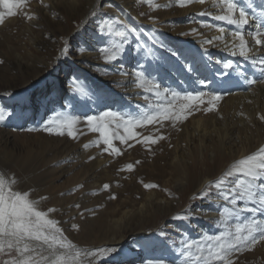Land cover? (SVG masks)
<instances>
[{
    "label": "rangeland",
    "instance_id": "obj_1",
    "mask_svg": "<svg viewBox=\"0 0 264 264\" xmlns=\"http://www.w3.org/2000/svg\"><path fill=\"white\" fill-rule=\"evenodd\" d=\"M46 1L26 0L22 7L16 9L15 16H6L5 22L0 24V61H3L0 63V86L12 83L13 87L9 93L14 91L9 102L0 101V110H3L5 115V120L0 122V135L7 139V148L14 155L11 160L17 176L9 175L6 182L17 181L18 188H14V185L13 188L29 191L32 199L40 200L41 210L56 208L57 211L49 214V217L58 222H65L67 231L71 233L69 240L74 241L78 248L116 249L106 258L103 254H98L102 257L99 260L93 256H82L79 264H96L100 260L101 264H149L157 259H163L166 264H186V258L180 255L185 250L186 243L192 244L191 251L198 254L196 245L205 243L206 235H216L222 230H227V226L220 222L221 218L215 219L203 214L205 209L211 207L219 212L222 201L224 209L235 210L240 205L241 201H237L236 207L231 205L215 191L207 198L193 199L194 194L198 193L191 188L194 181L205 178L208 173H212V178H207L205 185L215 181L231 168V157L217 154L212 160L210 152L204 157L200 152H195L186 162L185 168L182 164L174 163V136L180 134L182 129L176 125L177 120L172 119L163 121L162 128L159 124H154L133 129L139 133L136 139L157 135H163L165 139L154 145L130 140L129 143L134 145L131 148L127 144H121L119 140H114L113 144L120 148L122 154L113 156L102 151L106 146L100 141V134L90 130L85 117L109 110L135 116L146 109L149 102H156L153 94L148 93L145 96H148L149 100L136 112L130 109L109 108L105 104L111 97L117 98L120 90L124 89L126 79L130 75L126 67L133 51L138 53L140 60L147 62L146 68L150 67L155 64L152 59L160 56L158 50L171 48L169 38L161 39V36L166 35L164 31L176 32L183 37L191 36L193 28L196 32L201 31L200 27L205 25V19L191 18L193 20L188 22L180 16L176 17L172 14L169 3L171 0H152L153 6H149L146 0H136L134 15L124 19L120 12L116 13L115 7L116 3H122L123 0H101L96 6L97 15H91V20L95 23L93 41L97 55L90 53L89 58L83 60L89 65V69L82 75L80 72L72 73V69L80 60L75 54V49L84 48L85 53L90 49L86 44L80 45L78 40L74 41L70 34L81 27V19L63 14L57 18L56 25H50L43 11V6L48 4ZM54 1L61 9L70 7V0ZM154 5L162 7L156 8ZM0 11L4 9L0 8ZM117 19L137 29L138 39L129 37V44L125 46L126 51L122 57L116 62L105 63L99 51L100 47L111 48L114 43L120 42V38L108 34L104 26ZM67 36L71 37L70 46L73 51L65 58L62 47ZM150 36H154L159 43L148 47L146 38ZM162 40H165V45ZM59 53L61 57L58 59ZM18 55L23 57L22 62L31 73L25 67H15L13 63ZM54 65L62 72L65 70L59 74V78L51 74ZM39 67L44 70L37 76L33 70ZM91 70L102 73V84L91 80ZM36 76L43 77L45 96L42 106L34 101V89L28 95L23 91L27 84L30 85L37 79ZM156 81L162 85V78ZM81 85L86 89L85 94L77 91ZM54 87H57V91H53ZM198 90L208 91L205 86L202 89L199 87ZM17 91L20 93L14 97ZM120 95L119 98L123 100ZM57 100H61V103ZM176 103L177 101L173 106L178 111L177 106L180 105ZM64 117L78 118L74 125V131L77 133L75 138L67 135L66 128L63 129L64 135L45 131L46 127L59 130L55 120ZM118 131L125 135L123 128ZM85 145L88 147L85 148ZM2 156L5 155L1 154L0 157ZM136 161L140 163L136 164ZM128 163L134 165L133 171H119ZM239 177L243 179L242 176ZM176 179L181 180L182 188L175 185ZM229 181V186L235 183L233 177H230ZM144 183H153L158 187L145 189ZM104 184L110 185L108 190L103 189ZM204 186H200L199 191ZM37 192L40 193L39 196ZM148 192L155 193L157 199H167L170 211L142 222L136 209L142 202L147 203ZM113 195L115 199L110 198ZM42 197L46 199H41ZM77 204L79 208L76 207ZM122 210H131L134 215L128 217V224L117 228L112 221L120 217ZM177 214H187L189 218L172 219ZM235 222L233 218L229 224ZM73 224L78 225V229H74ZM124 233V242L104 243L107 238L113 235L118 237ZM16 255L14 250L11 253H0V264ZM233 260L234 264H264V244L257 245L252 251H245L238 259L234 256Z\"/></svg>",
    "mask_w": 264,
    "mask_h": 264
},
{
    "label": "snow or ice",
    "instance_id": "obj_2",
    "mask_svg": "<svg viewBox=\"0 0 264 264\" xmlns=\"http://www.w3.org/2000/svg\"><path fill=\"white\" fill-rule=\"evenodd\" d=\"M26 0H0V24L5 22V17L15 16L16 9L22 7ZM149 6L152 5V0H146ZM205 4V0H177L180 7H184L186 3ZM214 6L220 8L222 14L214 15L211 12H201L199 15H212L216 21H224L227 24L234 25L235 31L229 33L231 41L224 42V50L230 52L232 56L239 55L245 60L252 63L253 67L259 66L261 74L264 75V56L256 57L249 55L252 51L245 39L244 27L249 24L248 13L244 8L238 7L235 0H213ZM156 8L161 5H154ZM248 7L252 5L249 2ZM238 13V15H236ZM93 17L97 13L92 14ZM31 19L32 17H26ZM211 27V25H207ZM108 34H114L120 38L119 43H114L111 48L102 46L99 51L103 56L105 63L118 61L125 53V46L129 44V37H137V29L130 27L122 20L110 21L106 26ZM101 28V32L104 31ZM219 33L224 34L226 30L222 27L216 29ZM193 32L196 29H192ZM251 39L255 41V45L264 48V10L260 17L256 18V31L248 33ZM223 36L214 37V39H222ZM154 44L159 43L155 37H151ZM238 41V43H237ZM204 43L212 44V40H205ZM71 42L65 41L63 54L66 58L73 50ZM163 47L162 44H160ZM238 49V52H237ZM77 54L85 51L84 48L77 47ZM173 57L179 54L176 51H171ZM3 61H0L2 63ZM184 67L192 71L191 65L187 63ZM225 70L233 69L231 60L223 63ZM135 78V85L141 88L145 93H152L156 102H149L148 107L139 115H131L116 111H103L99 115H88L85 117V122L93 132L100 134V141L104 147L103 152H109L110 155L118 156L122 152L120 148L113 144L114 140H119L121 144H127L129 148L134 145L129 143L130 140H136V143L145 145H154L159 140L165 139L163 135L144 136L142 139H136L139 133L133 131L136 127L145 125L159 124L162 128L165 120H181L186 118L184 110L190 107L191 102L200 101L205 95L210 96L207 101L209 107L205 108V112L215 110V102L222 99V95L218 93L185 92L183 95L180 92L171 90L167 87H162L154 77L146 73V70L137 65V68L131 73ZM128 75V73H125ZM242 75V73H238ZM246 83L251 86L257 81L255 79L245 78ZM264 82V81H260ZM203 84V81H199ZM77 91L80 94H85L86 89L81 85ZM170 94L171 99L168 98ZM144 99L149 100L148 96ZM178 99H183L189 103L180 105V110L176 111L174 103ZM264 120V116L260 117ZM5 120L3 110H0V122ZM76 117H64L55 120V124L59 130H54L53 127H46L45 131L50 134L64 135L63 129H67V135L75 138L77 135L74 131V125L77 123ZM123 128L125 135H121L118 131ZM98 141L97 143L99 144ZM88 146L85 145V148ZM110 150V151H109ZM90 159H93L90 157ZM140 161H136L139 164ZM134 165L128 163L119 171H133ZM242 176L243 179H237L235 183L229 186V178L233 176ZM16 183L13 180L11 183L6 182L3 176H0V253H11L13 250L17 254L16 257L5 260L4 264H79L82 256L97 257V260L102 257L98 254H103L104 258L110 256L116 251L114 248H99V249H80L66 236L62 229L58 226V221L49 217V214L57 211L54 207L47 208L46 211L39 208L40 200L30 198L29 191H19L13 188ZM109 184H104L103 189L108 190ZM145 189H153L158 187L153 183H144ZM213 191L225 201H229L235 206L237 201H246L251 203L253 207L245 206L239 209H224L220 212V222L227 226V230H222L216 235H206L205 243L196 245L198 254L191 251L193 245L186 243L184 251L180 253L186 258V264H234L233 257L242 255L245 251H252L257 245L264 244V220H257L256 214H264V146L251 155L238 160L231 168L225 171L221 177L213 182L205 185L198 193H195L193 199H203L212 195ZM115 199L113 195L110 197ZM41 199H46L42 197ZM77 208L80 206L77 204ZM190 211V210H188ZM248 212L252 215V219L240 222V214ZM187 214H177L172 219L183 220L188 219ZM237 222L229 224L231 219ZM74 229H78V225L73 224ZM163 235V233H162ZM149 264H166L163 259L150 261Z\"/></svg>",
    "mask_w": 264,
    "mask_h": 264
},
{
    "label": "bare ground",
    "instance_id": "obj_3",
    "mask_svg": "<svg viewBox=\"0 0 264 264\" xmlns=\"http://www.w3.org/2000/svg\"><path fill=\"white\" fill-rule=\"evenodd\" d=\"M100 2L101 0H70V7L67 9L65 7L61 9L54 0H47L46 3L48 4L43 6L44 16L47 18L50 25H56L55 22L58 20L57 18L63 14H66L71 18L78 17L81 19V27L72 31L70 34L72 38H74V41L78 40L80 45L86 44L90 50L88 53H75L80 60L77 62V66L72 69V73L80 72L84 75V71L89 69V65L83 60L89 58L90 53L96 54L95 42L93 41L95 23L91 20V15L96 11V6ZM135 2L136 0H123L122 3H116V13L120 12V15L124 19L128 17L130 18L134 15L136 7ZM249 2L252 5L251 8L248 7ZM169 3L173 12L172 14H175L176 17L180 16L181 19L188 22L193 20L191 18L205 19V25L200 27V32L195 31L191 33V36L183 37L176 32L168 33V31H164L166 35L161 36V39L169 38L171 48H162L161 50H158L160 56L159 58L154 57L152 59L155 60V64L153 63L150 67L146 68L147 62L142 61V59L140 60L138 53L133 51L126 67L127 70H129L130 75L129 77L127 76L128 78L124 84V89L119 92V95L121 94L120 96L123 97V100L117 95V98L111 97L109 101H105V104H107L109 108L115 107L117 110L130 109L134 112L143 107L146 103L144 96L148 93H145L143 89L136 87L135 78L131 74L132 70L137 68L138 64L146 70L147 74L151 73L150 76L154 77L156 80L162 78V87H167L171 90L180 92L182 95L185 92L195 94L199 91V87L202 89V87L205 86V88L208 89L205 93L221 94L222 99L215 102V110L211 112L204 111L205 108L209 107L207 101L210 99V96L208 95L201 98L204 103L193 101L191 102L190 107L184 110L183 115L186 118L177 120L176 122V125L179 126L182 131L180 134L174 136L175 148L172 149V156L175 160L174 163L182 164L185 168L187 164L186 162L193 156V153L200 152L201 156L204 157L205 154L210 152V158L212 160L215 159L217 154L229 155L232 164H235L238 160L257 152L261 146H264V120H261L260 118L264 116V82H260L264 81V75L261 74L259 66L253 67L250 61L245 60L239 55L232 56L230 52L224 50V42L231 41L232 39L229 33L236 30L234 25L227 24V22L224 21H216L212 15H207L206 17L199 15L201 12H211L214 15L222 14L220 8L214 6L213 0H205V4L203 5L195 2L186 3L184 7H180L177 0H171ZM235 3L238 7L244 8L248 13L250 22L244 27V33L245 39L248 41V44L252 49L249 55H255L256 57L264 56V48L256 46L255 41L248 35V33L256 31V18L260 17L262 10H264V0H235ZM236 15H238V13ZM207 25H211V27H208ZM217 27L224 28L226 32L224 34L219 33L216 30ZM219 36H223V38L219 40L214 39V37ZM151 37L152 36L146 38L148 47L153 45ZM70 38L71 37L67 36L65 41L71 42ZM205 40H212L213 43L206 44L204 43ZM163 43L164 45L166 44L165 40ZM173 50L179 54L177 57L171 55V51ZM60 55V53L57 54L58 59L61 57ZM14 60L13 64L15 67H25L29 71L26 65L22 62V60H24L22 56L18 55ZM229 60L233 62V69L225 70L223 68V63ZM185 63L191 65L193 70H187L184 67ZM43 70V68L39 67L36 68L35 71L33 70V72L38 76ZM64 71L65 70L62 72V70H59L57 66L54 65L51 74L54 77L59 78V74L64 73ZM91 71L93 72L91 80L93 79L97 84H102L101 82H104L102 73L99 74L94 72V70ZM29 72L31 73V70ZM238 73H242V75H238ZM245 78L255 79L257 83L249 86L246 83ZM42 79L43 77H37L32 84H27L23 89L26 95L34 89V101L38 102L41 106L45 96ZM199 81H203V84L199 83ZM11 87H13L12 83L0 86L1 102L10 101V98L13 96L12 92L14 93L13 90L9 93L12 89ZM53 91H57V87H54ZM110 91H112L111 88ZM19 93L20 92L18 91L15 92L14 97H17ZM149 94L151 95L152 93ZM106 98L107 96L104 99ZM168 98L171 99L170 94ZM57 101L61 103V100ZM176 101V105L189 103L183 99H178ZM177 108L179 111L180 106H177ZM7 143V139L4 138L3 135H0V155H5L2 156V158L0 157V176H3L5 180L9 175L16 176L13 166L14 164L11 160L14 155L10 152L11 150H8ZM11 149L15 150L16 148L11 147ZM93 178L95 179V177ZM207 178L211 179L212 173H208L205 178L200 179L197 182L194 181L195 183L193 182L194 184L191 185V188H194V192H199L200 186L205 185ZM233 178L235 181L240 179L239 175L233 176ZM17 184L18 182L16 181L14 188H18ZM175 185L180 188L183 187L180 179H176ZM37 193V196H39L40 193ZM146 194L149 196L147 203L142 202L136 209L140 221L145 222L152 217H157V215L163 212L170 211L167 199L162 197L157 199V195L151 192ZM30 198H33L32 195H30ZM245 203L247 202L241 201L240 205L237 206V209L244 207ZM247 206L253 207L251 203H247ZM224 208L225 206L222 201L219 212L210 207L205 209L203 214L219 219V214ZM132 214L134 215V212L131 210H125L121 213L120 217L114 219L112 223L117 228L121 225H125V223H127L126 221L129 220L128 217ZM255 218L257 220H264V214H256ZM249 219H252L250 213L243 212L240 214V222ZM64 223L58 222V226L62 229L64 236L69 239L71 233L67 231V226ZM125 240L126 235L124 233L123 235L120 234L118 237L113 235L111 238H107L104 243L107 242L110 244L115 241L124 242ZM96 264H101V260L96 262Z\"/></svg>",
    "mask_w": 264,
    "mask_h": 264
}]
</instances>
